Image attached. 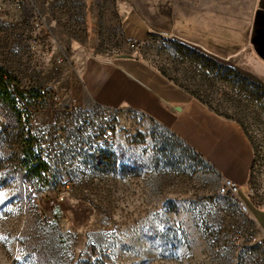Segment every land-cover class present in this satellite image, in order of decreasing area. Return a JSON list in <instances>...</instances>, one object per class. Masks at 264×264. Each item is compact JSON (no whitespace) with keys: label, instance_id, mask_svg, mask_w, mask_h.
I'll return each mask as SVG.
<instances>
[{"label":"rangeland","instance_id":"1","mask_svg":"<svg viewBox=\"0 0 264 264\" xmlns=\"http://www.w3.org/2000/svg\"><path fill=\"white\" fill-rule=\"evenodd\" d=\"M233 1L0 0V71L29 100L41 94L34 138L48 151L32 160L23 119L0 94V264H264V90L238 57L200 45L214 19L233 21ZM131 11L141 22L122 25ZM120 56L244 127L254 150L245 191L231 193L149 116L126 107L104 119L88 104L91 61ZM106 130L114 143L88 145Z\"/></svg>","mask_w":264,"mask_h":264},{"label":"crops","instance_id":"2","mask_svg":"<svg viewBox=\"0 0 264 264\" xmlns=\"http://www.w3.org/2000/svg\"><path fill=\"white\" fill-rule=\"evenodd\" d=\"M231 4L229 14L233 21L214 19L215 24L210 25V38H202V50L225 59L238 57L233 60V66L264 86V0H234ZM238 4L250 6V10L243 13L244 8L239 9ZM134 16L135 11L125 15L122 25L124 20L135 24L141 22ZM202 27L205 29L204 23ZM123 34L133 42H142L148 36L137 40L127 38L124 30ZM90 64L83 85V91L90 99L88 104L93 103L106 114L127 107L149 116L168 127L223 180H230L240 187L247 185L254 150L238 121L218 114L139 60L120 56L110 62L91 61Z\"/></svg>","mask_w":264,"mask_h":264},{"label":"built area","instance_id":"3","mask_svg":"<svg viewBox=\"0 0 264 264\" xmlns=\"http://www.w3.org/2000/svg\"><path fill=\"white\" fill-rule=\"evenodd\" d=\"M39 26L38 23L35 24ZM32 44H35L32 41ZM133 45V44H132ZM31 82L27 83L29 87ZM4 86L7 92L10 93L12 101H18V110H14L17 115H25L27 117V124L26 130H28V140L26 143L29 145L30 150L35 154V156L40 159L41 156L45 155L48 151L47 148L43 147L41 142L38 139L34 138L35 134V125L37 123L38 117L40 115L41 109L40 106L42 104L41 94L37 91L31 92V100L28 99L29 93H25L20 91L18 88V84L15 80L6 78L4 81ZM51 99L53 101H58L59 95L57 93L51 94ZM70 111L75 115L80 116L84 120V124L89 126L91 124L90 120L88 119L87 113L84 109L72 100V104L70 106ZM108 118V113L104 115V119ZM98 141L105 143V141H115L113 134L110 131H103L96 140H91L88 145L92 144L93 142ZM227 188L231 193L238 194L240 191V186L236 183L226 180L225 181ZM241 205L244 209H246V205L241 202Z\"/></svg>","mask_w":264,"mask_h":264},{"label":"trees","instance_id":"4","mask_svg":"<svg viewBox=\"0 0 264 264\" xmlns=\"http://www.w3.org/2000/svg\"><path fill=\"white\" fill-rule=\"evenodd\" d=\"M235 70V69H234ZM6 78H10L9 76H7L5 73H3V72H1L0 71V94H5L6 96H8L9 97V99H10V101H11V105H13V103H12V100H11V96H10V93L9 92H7L6 91V89H5V86H4V81H5V79ZM10 79H12V78H10ZM257 85L261 88V89H263L264 90V86H262L261 84H259V83H257ZM34 91V90H33ZM37 92H39V91H37ZM13 108V107H12ZM14 110V109H13ZM243 127V126H242ZM244 128V127H243ZM245 130V129H244ZM245 132H246V130H245ZM246 134H247V132H246ZM248 135V134H247ZM249 137V136H248ZM23 138H24V140H25V142L27 141V139L23 136ZM250 139V138H249ZM29 150H30V148H29ZM30 152H31V158H32V160L33 161H38L39 159L35 156V154L32 152V150H30Z\"/></svg>","mask_w":264,"mask_h":264},{"label":"bare ground","instance_id":"5","mask_svg":"<svg viewBox=\"0 0 264 264\" xmlns=\"http://www.w3.org/2000/svg\"><path fill=\"white\" fill-rule=\"evenodd\" d=\"M13 108L15 110H18V101H14L13 102ZM21 118L23 119V123L25 125V138L28 140V130H26V124H27V117H25V115H20ZM105 143L111 144L113 143V141H105Z\"/></svg>","mask_w":264,"mask_h":264},{"label":"water","instance_id":"6","mask_svg":"<svg viewBox=\"0 0 264 264\" xmlns=\"http://www.w3.org/2000/svg\"><path fill=\"white\" fill-rule=\"evenodd\" d=\"M241 189H242L243 191H245V187H241Z\"/></svg>","mask_w":264,"mask_h":264}]
</instances>
